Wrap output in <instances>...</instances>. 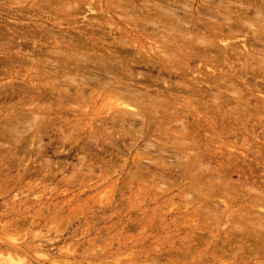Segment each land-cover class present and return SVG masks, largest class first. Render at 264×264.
<instances>
[{
	"label": "rangeland",
	"instance_id": "1",
	"mask_svg": "<svg viewBox=\"0 0 264 264\" xmlns=\"http://www.w3.org/2000/svg\"><path fill=\"white\" fill-rule=\"evenodd\" d=\"M253 1L264 5V0H241ZM251 4L249 10L254 11ZM154 5V0H0V26L22 33L31 25L48 23L77 36L73 29L100 23L113 29V37L151 51L162 41H156L159 36H153L156 42L148 39L139 26L146 18L142 11ZM122 10L135 15L124 16ZM9 38L2 39L9 43ZM4 47L0 46V264H264V220L257 214H264V58L261 71L257 62H249L252 55H246L245 70V55H233L235 71L217 65L224 74L215 73L217 83L211 79L204 87L211 93L219 89V102L211 100L214 95L205 88L200 101H165L164 115L151 113L141 133L114 136L95 131L113 103L106 92L99 95L96 89L81 96L70 80L47 78L54 76L50 64L58 61L55 58L41 57L33 66L25 65L28 59L24 65L20 60L11 64L14 55H1L8 48ZM187 52L167 51L173 60L169 65L178 62L177 68L191 72L187 80L174 77L169 83L186 80L196 88L192 79L199 78L205 62ZM213 56L216 59L210 55L208 60ZM6 58L11 60L8 64ZM52 88L51 100L55 99L39 102ZM109 138L120 145L119 151ZM185 164H191L187 173ZM223 198L229 207L225 212L219 204ZM259 205L262 210L256 209Z\"/></svg>",
	"mask_w": 264,
	"mask_h": 264
},
{
	"label": "bare ground",
	"instance_id": "2",
	"mask_svg": "<svg viewBox=\"0 0 264 264\" xmlns=\"http://www.w3.org/2000/svg\"><path fill=\"white\" fill-rule=\"evenodd\" d=\"M154 1L155 3H157V5H154L153 7L150 6L151 7L150 9L142 11V15L146 16V18H151V19L148 20L145 18L146 21L148 20L147 24H145L144 22L145 20H144L143 21L144 23L142 22L143 25L141 24L142 26H139L141 31L139 29L138 30L142 33H146L145 35H149L148 39H152L153 36H159L157 37L159 40L156 41L159 42L161 40L162 45L158 46L156 43L155 44L156 50L154 49L151 51L148 50L144 51L141 45L135 41L124 40L123 38L120 39L113 37L114 34L113 29L110 27L106 28L107 26H101L100 23H88L82 30L79 31L73 29V32L76 33L77 36L71 35L69 31H64L59 26L57 27L58 29L57 30L55 26L47 23L49 26H45L47 24L31 25L30 28L22 30L23 31L22 33L18 32L15 28L12 29V27L11 29L9 28L8 30L2 27L4 29L2 30L0 26V29L2 30V31L0 30V39L5 42V47L6 46L8 47L7 49L4 50L3 52L4 54L1 55H7V56L14 55L12 57L15 60H13L12 57L11 60L13 61L9 60L11 61L10 62L11 64L16 62V60L18 61L20 60L19 63L21 65H24V63L27 62L26 59H28L30 61L25 63V65L27 64L29 66H33L37 64L40 61L41 57H43V59L47 57H53L56 60H58L55 64H50V66L53 67L52 70L54 71V76L53 77L48 76L47 78H53L54 80L59 82H61L60 81L61 79L70 80L75 85L77 92H79L81 96H84V94L87 92H91L92 94L93 92H95L96 89L101 90V92L99 91L100 92L99 95H102L103 92L104 93L106 92L107 96L109 97V100L113 101V103L111 102L112 103L110 105L111 107L105 112V115L102 117V122L100 125L101 129H96L95 131L96 134H98L102 130L103 132L101 133H105V134L108 133L110 135H114V134L117 135L116 133L120 135H123L125 133L128 134L132 133L131 135L141 133L142 128H144V126L148 124L147 122L149 120H152V119L148 120V117L151 113L153 114L161 113L164 115V108H166L165 105L166 103H168L165 101L175 102V104L176 103L183 104L185 102L191 103L192 100L195 99L196 97L197 98L199 97L198 98L199 101L203 100L204 99L203 93H205L203 89L207 88L208 90L207 92L209 94L211 93L209 92L210 89H208V86H210L209 80L211 79L215 80V77H213L215 73L224 72L219 69L218 67L219 64L220 65L225 64L227 68L233 69L232 68L233 60L231 61V59H234L233 55L235 56L245 55L244 56L245 61L241 62V66H243L242 70L243 69L245 70L246 68V63H247L246 59L248 58V56L246 55H252L253 56L252 59L250 60L248 59L249 62L251 61L257 62L256 64L259 65V70L260 71L262 70L260 69L261 68L260 64L262 63L261 60L263 61L264 58V41H263L264 40V5L262 6V4H260L261 0L260 1L257 0V2L259 1L258 4L260 5H257L256 1L255 2L253 1L254 5L249 2L243 4L241 0H218V1L217 0H154ZM261 2L264 3L263 1ZM196 4L198 5V7H195ZM236 4L240 5L239 7L237 5V9L234 7ZM250 4L254 7V11L253 9L249 10ZM131 9L133 12H136L134 11L135 8L133 9L132 7ZM122 11L124 16L127 17L130 16L132 18V16L135 15L133 12L127 10H122ZM180 12H182L181 15ZM66 14L68 16L71 15L69 13ZM194 16H197V18H195ZM135 19L136 18L133 17V19L130 20L132 22L135 21ZM221 20L222 22L225 23H222ZM198 21H201L200 22L201 24ZM150 27L152 28L151 31L149 29ZM4 31H6V33ZM8 35H11L10 36L11 38H9ZM176 35L180 37V41H178L179 38L177 39ZM5 37L11 39V40L8 39L9 43L6 40H4ZM105 37L109 38V42H105L106 41ZM145 37L147 38V36ZM240 38L242 39V41ZM156 41L154 38V42ZM6 42L8 45L6 44ZM0 44L2 49L4 47L3 45L4 43L2 44L1 41ZM167 51L175 54H179V52L188 51L189 52L188 55H190V58L191 55L194 56L199 55L200 58L203 60V62H205L204 67H200L203 63H201V65L198 66L200 68H203V70L199 68L201 70L200 73L199 71L197 72L198 74H200L199 78L197 75V77H195L196 79H192L193 83L195 82L197 84L196 88L195 86L193 87L189 85L190 83L188 84L186 82L187 78L190 77L189 75H191V74L188 75L189 71H186L187 68L184 69L186 71L184 72L182 68H177L178 66L179 67L181 66V64H178V62H174L173 66L169 65L173 63L172 62L173 60H171L172 59L171 55H167ZM208 55L209 56L217 55V57L215 59L213 56L215 60L214 59L208 60L209 59ZM173 58L176 59L175 55L173 56ZM241 59L242 58H240V60ZM9 61L7 62V64L9 63ZM59 62H61L62 64H60ZM213 62L215 64H213ZM227 62H229V65ZM255 62H252V64L254 65ZM256 64L255 66H257ZM224 66L223 68L226 67ZM223 68L222 70H224ZM262 68L264 69V66H262ZM138 69H145V71L147 72L142 73ZM39 71L44 76V70L42 64ZM180 71H182V73L185 74L184 77H181L182 75L178 74L180 73ZM154 72H156L157 76L154 75ZM228 72L230 73V71H227V74ZM240 73L242 75L243 71ZM245 73L247 74L248 72L246 71ZM254 73L255 72H253V75ZM167 74L169 79L165 78ZM235 74L236 73H234V75ZM216 75L218 76V74ZM259 75L261 76V74H258V76ZM174 77H176V81L177 78H179L180 80L183 79L186 80L181 82L178 79L179 82L169 83L170 81L173 80L172 78ZM235 77H237V74ZM216 80L215 82L217 83ZM213 82L214 81L212 80L211 83ZM65 83H67V81ZM225 84L226 83L223 84L224 88L226 86ZM66 85L68 84L60 85V87H65ZM205 85L208 86L204 87ZM220 88H222L223 90V86H220ZM28 90H26V92ZM54 90L55 89L52 88L50 91H45L44 95L43 96L41 95L40 97V100L42 99V101L39 102L44 103L46 100H51ZM213 92L215 91L213 90ZM216 92L217 93H211V95L212 94L214 95L213 96L214 99L211 100H215L219 102L221 100L219 97L221 95V92H219V89ZM38 96L39 95H37V97ZM173 105L174 104H170L169 106L172 107ZM223 105L224 104H221V106ZM177 106L180 107V105ZM207 106H208V102H207ZM186 109L185 112H188L189 110L187 111ZM68 111L64 113H68ZM175 113L177 112L175 111ZM186 114L187 113H185V115ZM193 123L194 122H192V124ZM206 123L208 124L210 122H206ZM111 131L112 134L109 133ZM93 136L96 137V135ZM100 136L102 137V135ZM103 136L106 135L103 134ZM90 138L91 137H89V139ZM112 139L113 138H109V141H111V145L114 144L112 143ZM89 142L88 145H91V142L90 143ZM85 143L87 145V142ZM95 143H96L95 145L96 146L98 145L99 147L100 144L99 143L97 144L96 141ZM115 144L114 146L116 147L114 148L118 150L120 145H117L118 143ZM86 145L84 144L83 147ZM92 145L94 146V142ZM105 146L106 145H104L103 148H109ZM133 146L134 145H132V147ZM156 146L157 145L153 144V146L151 147H156ZM86 148L87 147L82 149H86ZM184 149L185 147L182 145L180 148V152H182V150ZM88 150L90 149L87 148V151ZM104 150L106 152L109 151V150L107 151V149ZM156 151L159 152V150ZM88 152L86 153L84 152V153L88 154ZM96 152L97 151L93 153ZM149 152H147V154ZM109 155H110V151H109ZM113 155L115 154L113 153ZM114 157L115 156H113V158ZM84 159L83 162H86L84 161ZM190 165L187 166L185 164L186 173H187V168L188 167L190 168ZM258 194L260 195V193ZM226 200L223 198L221 199V202H219L220 208L223 210V212L229 209V207L225 203ZM261 208L262 205H259L257 206L256 209L262 210ZM257 214L259 218L264 220V214L262 212L258 211Z\"/></svg>",
	"mask_w": 264,
	"mask_h": 264
}]
</instances>
